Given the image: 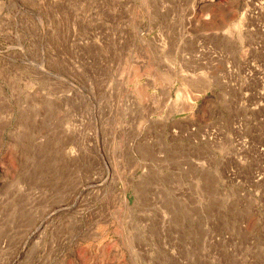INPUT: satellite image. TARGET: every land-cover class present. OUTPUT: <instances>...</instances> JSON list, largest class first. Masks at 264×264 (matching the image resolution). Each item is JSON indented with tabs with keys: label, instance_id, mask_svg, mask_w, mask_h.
<instances>
[{
	"label": "rangeland",
	"instance_id": "1",
	"mask_svg": "<svg viewBox=\"0 0 264 264\" xmlns=\"http://www.w3.org/2000/svg\"><path fill=\"white\" fill-rule=\"evenodd\" d=\"M0 264H264V0H0Z\"/></svg>",
	"mask_w": 264,
	"mask_h": 264
}]
</instances>
